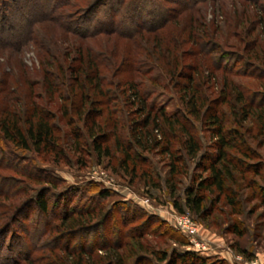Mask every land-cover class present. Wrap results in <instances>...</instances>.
Masks as SVG:
<instances>
[{
  "label": "trees",
  "instance_id": "16d2710c",
  "mask_svg": "<svg viewBox=\"0 0 264 264\" xmlns=\"http://www.w3.org/2000/svg\"><path fill=\"white\" fill-rule=\"evenodd\" d=\"M245 1L259 8L263 14L259 24H264V2ZM214 2L217 0H0L1 52L20 54L35 32L50 24L71 40L61 53L47 52L40 57L41 88L48 109L37 103L36 98L41 97L34 96L26 76L25 97H19L14 108L15 103L5 97L9 77L0 78V221L9 214L12 218L6 225L13 222L23 233V238L12 239L8 249L0 243V264H36L40 258L45 259L44 264H206V259L194 253L147 249L142 238L127 235L129 224L136 220H144L147 228L153 224L145 212L130 211L127 205L121 208L122 223L110 227L108 221L117 217L113 209L106 210L114 195L111 191L92 187L53 195L61 181L40 173L28 158L15 157L13 149L32 152L56 166H71L74 158L86 167L82 158L93 155L98 163L116 162L120 173L110 172L118 177L154 189L160 188L161 177L149 157L160 158L167 169L163 184L173 208L178 214L190 212L202 222L208 209L219 202L239 214L244 190L250 191V201H258L264 208V187L246 177L259 178L261 165L255 163L259 156L244 134L255 131L264 146V89L249 94L232 79L244 72L264 81V71L250 63L240 69L228 66L237 55L218 42V26L212 42L199 39L196 31L208 39L209 34L203 21L194 17L201 10L198 6ZM186 13L185 37L176 36L173 29L179 28V17ZM101 35L130 44L113 66L110 80L103 76L109 67L105 58L85 44ZM137 41L144 43L143 54L151 61L147 66L134 56ZM145 47L153 49L155 58ZM250 58L264 66V55ZM58 79L65 87H58ZM170 86L179 104L173 111L167 109V102L157 100ZM196 123L206 138L204 146ZM249 138L254 140L252 135ZM182 178L189 183L179 203L177 185ZM20 197L25 201L22 207L11 209L14 203L7 201ZM100 229L109 235L94 237ZM110 234L116 239L128 237L136 245L132 249L123 244L127 247L123 249ZM171 236L174 243L186 246L183 238ZM236 253L245 255L241 249Z\"/></svg>",
  "mask_w": 264,
  "mask_h": 264
},
{
  "label": "rangeland",
  "instance_id": "374dc122",
  "mask_svg": "<svg viewBox=\"0 0 264 264\" xmlns=\"http://www.w3.org/2000/svg\"><path fill=\"white\" fill-rule=\"evenodd\" d=\"M259 2H264V0H259ZM198 7H200L201 10L194 17L203 21L206 33L209 34L208 39L201 31H196L199 33L200 40H209L212 42L216 32L214 29L218 26L220 27L217 37L218 42L225 48V51L237 55V60L231 61L228 66L231 65L234 69H240L242 65H249L247 63H250L264 71V66L262 67L259 62L250 58L254 54L260 57L264 55V24H259V19L263 18V14L259 13L258 7L252 6L245 0H217V2L213 4L203 3ZM179 18V28L173 29V33H175L176 36L185 37V31L188 29L186 19H188L189 16L186 13ZM54 27V25L50 24L45 28H40L39 31L37 30L33 36V41H31L20 54H9L6 51H0V78H2L4 74H7L9 77V86L6 87L5 91L8 94H6L5 97L12 105L15 103L14 108L18 107L17 99L19 97L24 98V93L28 88V85L26 86L24 82V76H26V79L30 82V86L34 91V96L41 97L39 99L36 98L37 103L47 109L49 108V102L43 95L41 88L40 73L42 65L40 57L47 52L53 51V53L57 51L59 54L61 49H66V47L70 46L69 44L71 41L65 35L57 33ZM234 34L236 35L232 37ZM237 38L240 41H238ZM224 39H226V41ZM87 42H85V44L91 47L92 51L98 53L102 58H105L109 67L103 71V76L108 80L112 79L113 76L111 73L113 71V66L122 58V54L125 53V46L130 44L125 43V41H119L115 37L107 38L103 35L98 36L94 43L91 42V40ZM137 42V45H135L136 49L134 48V56L140 65L147 66L151 61L143 54L142 50L144 49V43ZM145 49L149 51V54L151 53V55H153V49L149 47H145ZM111 50H113V53H116L115 55L117 56H114ZM156 52L158 53L159 50ZM153 57L155 58V55H153ZM156 60L157 59H155V61ZM156 65L160 66L158 60L156 61ZM244 74L243 72L240 76L232 78L234 81L241 84L242 90L247 91L249 94L263 91L264 86L260 87V83L264 84V81H261V79L257 81L253 76H250L251 74ZM58 83L59 88L65 87L60 84V79H58ZM174 91L172 86H170L166 92H161L157 96V100L167 102V109L169 111L179 108L177 96L174 95ZM51 107L53 110L54 106L52 105ZM246 128H248L247 124ZM195 129L198 138L204 146L207 141L204 137L201 125L196 123ZM244 134L247 141L252 146L253 151L259 156L258 162L255 163L261 165L259 178L252 175L246 177L255 179L259 187H264V146L261 147V138L256 135L255 131L251 133L254 140L249 138L251 137L250 133L244 131ZM10 149L12 150L13 148L10 147ZM12 151L15 153V157L28 158V160L31 161L30 163L39 167L40 173L50 174L61 181V184L53 195L58 196L63 190H71V193H73L74 191H85L92 187L99 190L111 191L114 195L109 198L106 210L111 212L113 209L114 212L112 214L117 217L108 221L110 227H118V225L122 223L119 217L123 215L121 212L123 205H127L130 211L145 212V215L153 222L151 227L147 228V224H145V226L143 225V223H145L144 220L142 221L139 219L129 224V229L126 233L130 237L142 238L141 243L147 247V249L164 250L167 251L168 254L172 251L194 253L206 259V264H218L220 262L222 264H264V208L259 207L258 201H250L249 190H244V197H248V200L243 197L239 214H233L234 212L231 208H224L222 202H219L215 204L213 210L208 209L206 212L207 218L202 222L190 212L178 214L173 208L168 189L165 188L163 184L167 169L163 166V163L160 162V158H155L153 156L149 157L156 172L161 177L160 188L154 189L152 187L142 186L137 180L131 184V180L128 179V177L120 175V177H118V175L114 173H120L116 167V162L112 161L111 164H108L107 161L98 163L93 155L88 158L86 156L82 158V161L87 164L86 167L79 166L74 158L71 166H56L51 162L44 161L32 152L22 153L18 152L16 149ZM6 157L7 159L14 160L9 155H6ZM108 165H110V167ZM110 169L114 170V174L110 172ZM191 173L192 169L190 168V174ZM188 183L189 180L182 178L180 184L177 185L178 191L176 194V201L179 203L183 202V190ZM85 200L86 199L81 200V202H85ZM24 202V198L20 197L13 201H7V204L12 205V203H14L13 206H11V209L13 208L14 210L16 205L17 208H21ZM50 203L51 207H53L54 198H51ZM114 207L116 208L114 209ZM222 208L224 212L219 211V209ZM8 218L10 219L12 217L6 214L0 221V243L4 245V249H8V247L13 244V238L17 236L23 238V233L17 230L13 222L10 227L7 226L9 225ZM184 226L196 230V236L193 241L181 230ZM96 235L107 237L109 233L100 229L94 234V237H96ZM171 235H177L183 238L187 243L186 246L181 247L174 243ZM111 237L112 241H117V244L122 248L123 244L129 245L132 249L133 246L136 245V243L128 237L124 239H120L119 237L116 239L114 234L111 235ZM27 241L28 240H26V243ZM123 249H127V247ZM240 249L245 251V255L242 256L236 253ZM226 254L231 255L233 259L231 260L230 258L229 261ZM44 260L45 259L40 258L36 261V264H44Z\"/></svg>",
  "mask_w": 264,
  "mask_h": 264
},
{
  "label": "built area",
  "instance_id": "2783aa9c",
  "mask_svg": "<svg viewBox=\"0 0 264 264\" xmlns=\"http://www.w3.org/2000/svg\"><path fill=\"white\" fill-rule=\"evenodd\" d=\"M188 237L191 238V240L193 241L195 236H196V230H192V229H189L187 227H182L181 229Z\"/></svg>",
  "mask_w": 264,
  "mask_h": 264
},
{
  "label": "crops",
  "instance_id": "0c3cea01",
  "mask_svg": "<svg viewBox=\"0 0 264 264\" xmlns=\"http://www.w3.org/2000/svg\"><path fill=\"white\" fill-rule=\"evenodd\" d=\"M226 256L228 257L229 261H230V258H231V260L233 259L231 255L226 254Z\"/></svg>",
  "mask_w": 264,
  "mask_h": 264
}]
</instances>
